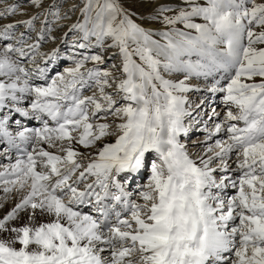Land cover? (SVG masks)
Returning a JSON list of instances; mask_svg holds the SVG:
<instances>
[{
    "label": "snow or ice",
    "instance_id": "obj_1",
    "mask_svg": "<svg viewBox=\"0 0 264 264\" xmlns=\"http://www.w3.org/2000/svg\"><path fill=\"white\" fill-rule=\"evenodd\" d=\"M0 264H264V0H0Z\"/></svg>",
    "mask_w": 264,
    "mask_h": 264
},
{
    "label": "bare ground",
    "instance_id": "obj_2",
    "mask_svg": "<svg viewBox=\"0 0 264 264\" xmlns=\"http://www.w3.org/2000/svg\"><path fill=\"white\" fill-rule=\"evenodd\" d=\"M189 100H190V101L198 102V95H197V94H192V93H190V94H189ZM212 106L215 107L216 105L213 104ZM217 110H219V109H217ZM199 135H201V133L196 132V133H195V136H194L193 138H195L196 136H199Z\"/></svg>",
    "mask_w": 264,
    "mask_h": 264
},
{
    "label": "rangeland",
    "instance_id": "obj_3",
    "mask_svg": "<svg viewBox=\"0 0 264 264\" xmlns=\"http://www.w3.org/2000/svg\"><path fill=\"white\" fill-rule=\"evenodd\" d=\"M196 132H190V135H192L193 137L195 136Z\"/></svg>",
    "mask_w": 264,
    "mask_h": 264
}]
</instances>
